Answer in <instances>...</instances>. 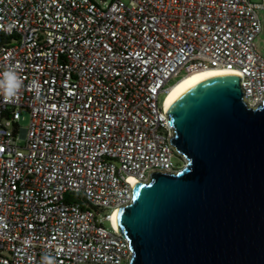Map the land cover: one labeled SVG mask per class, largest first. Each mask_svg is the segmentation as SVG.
<instances>
[{
	"label": "built area",
	"instance_id": "1",
	"mask_svg": "<svg viewBox=\"0 0 264 264\" xmlns=\"http://www.w3.org/2000/svg\"><path fill=\"white\" fill-rule=\"evenodd\" d=\"M259 10L264 0H0V78L12 68L23 81L12 102L0 95V264H130L115 213L137 183L187 163L170 142L172 86L216 69L241 78L250 106L264 101Z\"/></svg>",
	"mask_w": 264,
	"mask_h": 264
},
{
	"label": "water",
	"instance_id": "2",
	"mask_svg": "<svg viewBox=\"0 0 264 264\" xmlns=\"http://www.w3.org/2000/svg\"><path fill=\"white\" fill-rule=\"evenodd\" d=\"M176 173H153L119 209L130 264H264V101L241 78H211L168 109Z\"/></svg>",
	"mask_w": 264,
	"mask_h": 264
},
{
	"label": "bare ground",
	"instance_id": "3",
	"mask_svg": "<svg viewBox=\"0 0 264 264\" xmlns=\"http://www.w3.org/2000/svg\"><path fill=\"white\" fill-rule=\"evenodd\" d=\"M233 73L227 71H219L216 69H204L199 70L190 75L184 77L179 82H177L172 88L169 90L166 96V108L169 109L170 106L185 92L194 88L196 85L209 80L211 78H216L219 76H227L232 75ZM118 212L115 213L114 221L116 222Z\"/></svg>",
	"mask_w": 264,
	"mask_h": 264
},
{
	"label": "clouds",
	"instance_id": "4",
	"mask_svg": "<svg viewBox=\"0 0 264 264\" xmlns=\"http://www.w3.org/2000/svg\"><path fill=\"white\" fill-rule=\"evenodd\" d=\"M23 81L15 69H8L3 72L0 78V95L5 102H12L19 94ZM35 85V81H33ZM43 264H55L54 259L48 255L43 257Z\"/></svg>",
	"mask_w": 264,
	"mask_h": 264
},
{
	"label": "rangeland",
	"instance_id": "5",
	"mask_svg": "<svg viewBox=\"0 0 264 264\" xmlns=\"http://www.w3.org/2000/svg\"><path fill=\"white\" fill-rule=\"evenodd\" d=\"M110 1L111 0H108V2H110ZM251 1L254 3H262L263 2V0H251ZM258 14H259L261 20L263 21V25H264V10H259ZM256 43H257L258 49L264 55V31L257 37ZM179 79L180 78L172 79L170 81L168 87L174 85ZM164 97H165V94L161 95L160 102H162ZM30 120H31V118H30L29 111L26 109H22L21 114H20L19 127L26 129L30 124ZM174 162H175V164H178L181 166L183 165L182 160L177 155L174 157ZM105 227L110 228V225L108 222H105Z\"/></svg>",
	"mask_w": 264,
	"mask_h": 264
},
{
	"label": "trees",
	"instance_id": "6",
	"mask_svg": "<svg viewBox=\"0 0 264 264\" xmlns=\"http://www.w3.org/2000/svg\"><path fill=\"white\" fill-rule=\"evenodd\" d=\"M10 38L2 33H0V46L9 43Z\"/></svg>",
	"mask_w": 264,
	"mask_h": 264
}]
</instances>
